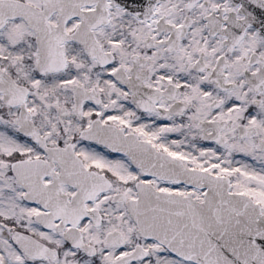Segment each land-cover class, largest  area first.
<instances>
[{"label":"snow or ice","instance_id":"6c2138e0","mask_svg":"<svg viewBox=\"0 0 264 264\" xmlns=\"http://www.w3.org/2000/svg\"><path fill=\"white\" fill-rule=\"evenodd\" d=\"M0 264H264V0H0Z\"/></svg>","mask_w":264,"mask_h":264}]
</instances>
